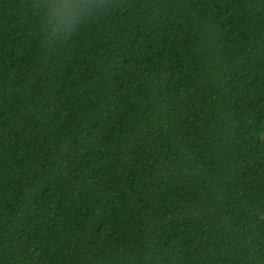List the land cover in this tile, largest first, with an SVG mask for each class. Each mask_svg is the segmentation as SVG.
<instances>
[{
    "label": "trees",
    "instance_id": "trees-1",
    "mask_svg": "<svg viewBox=\"0 0 264 264\" xmlns=\"http://www.w3.org/2000/svg\"><path fill=\"white\" fill-rule=\"evenodd\" d=\"M64 2L0 0V264H264V0Z\"/></svg>",
    "mask_w": 264,
    "mask_h": 264
},
{
    "label": "clouds",
    "instance_id": "clouds-1",
    "mask_svg": "<svg viewBox=\"0 0 264 264\" xmlns=\"http://www.w3.org/2000/svg\"><path fill=\"white\" fill-rule=\"evenodd\" d=\"M92 0H65L61 4H41L42 11L43 9H48L49 13L53 15V9L59 8L62 9L61 19L58 21L59 24H65V19L67 18L68 23L74 22L89 13V9L92 8ZM52 21V15H47L45 18V30H46V39L51 40L55 38L57 22ZM67 30V24H65Z\"/></svg>",
    "mask_w": 264,
    "mask_h": 264
}]
</instances>
